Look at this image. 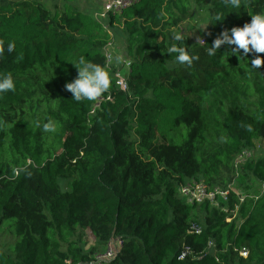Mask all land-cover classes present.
<instances>
[{
  "label": "trees",
  "instance_id": "1",
  "mask_svg": "<svg viewBox=\"0 0 264 264\" xmlns=\"http://www.w3.org/2000/svg\"><path fill=\"white\" fill-rule=\"evenodd\" d=\"M62 1L52 11L42 0H0V74L16 85L0 94V232L14 237L0 264H90L116 238L120 248L99 264H264V156L246 160L235 179L257 198L230 194L220 202L228 212L188 205L178 191L189 179L225 187L236 154L264 139V65L252 69V54L231 55L226 45L207 53L224 29L264 12V0L237 10L223 0H136L101 20ZM200 10L206 36L181 33L177 43L196 59L179 65L167 51L172 34ZM117 34L128 66L106 65L103 49ZM81 57L112 80L93 113L96 100L76 102L64 87ZM48 121L54 132L42 130ZM167 122L183 123L180 144L161 133ZM192 222L200 233L187 232ZM83 231L95 241L87 250ZM183 246L193 253L178 259Z\"/></svg>",
  "mask_w": 264,
  "mask_h": 264
},
{
  "label": "clouds",
  "instance_id": "2",
  "mask_svg": "<svg viewBox=\"0 0 264 264\" xmlns=\"http://www.w3.org/2000/svg\"><path fill=\"white\" fill-rule=\"evenodd\" d=\"M226 7L237 10L241 9L243 0H223ZM250 21L245 22L242 26H233L230 29H224L212 42L211 47L207 49L209 56H214L221 45H226L231 50V55L241 54L250 58V66L252 69H260L264 65V12H257L250 15ZM224 17L217 14L213 17L215 23L223 21ZM214 24V23H213ZM183 35L179 31L172 34V43L167 51L168 54H175V62L179 65L191 66L196 57L191 56L188 51L179 46L177 42H182ZM15 41L7 42V51L12 53L15 50ZM4 49L0 48V55ZM117 62L120 57L116 58ZM77 69V76L67 82L65 90L72 94V98L76 102L95 101L101 94L105 93L112 85L109 72L101 65L85 60L83 57L77 63H73ZM15 82L10 73L0 74V94L15 91ZM44 132H54L56 130L52 121L43 124ZM223 139V137L221 138Z\"/></svg>",
  "mask_w": 264,
  "mask_h": 264
},
{
  "label": "built area",
  "instance_id": "3",
  "mask_svg": "<svg viewBox=\"0 0 264 264\" xmlns=\"http://www.w3.org/2000/svg\"><path fill=\"white\" fill-rule=\"evenodd\" d=\"M135 1L136 0H102L100 9L101 11L99 13H96L95 17H97L98 20H101L102 18H106L110 14H119L123 9L135 3ZM111 45L112 43L110 41L108 42V45L103 49L106 65H110L113 62V51L111 50ZM122 63H124L125 66L129 65V62L124 59L122 60ZM113 76L115 78L116 86L121 90H126L127 82L125 76H123L120 70H116ZM103 99V97L99 96L94 102L89 113H93V111L99 106L100 101H102ZM106 99H109V96H107ZM252 151L253 150L251 148H244L236 154L233 159L234 177L225 187H210L202 180L189 179L180 184L178 188L180 197L188 205L199 206L203 203H208L210 206H220L223 212H228L229 210L226 205H220V202H226L230 194L234 195L239 202H242L247 196L256 199V195L245 193L244 191L239 190L235 187V179L238 175V170L240 166L250 158ZM260 190L264 191V184H262ZM187 232L198 234L201 232V227L200 225L192 222ZM120 246L121 241L119 239L116 238L109 240L102 252H96L90 256L89 263L99 264L103 261L110 260L114 257ZM212 247L213 242L211 240L207 241L206 251L210 250ZM234 251H236L238 255L242 257H246L248 254V250L245 246L234 247ZM192 253L193 251L189 246H183L178 255V259H182L186 255Z\"/></svg>",
  "mask_w": 264,
  "mask_h": 264
},
{
  "label": "rangeland",
  "instance_id": "4",
  "mask_svg": "<svg viewBox=\"0 0 264 264\" xmlns=\"http://www.w3.org/2000/svg\"><path fill=\"white\" fill-rule=\"evenodd\" d=\"M42 3L52 11L60 10L63 4L62 0H42ZM102 0H74L71 4L75 9L80 11L95 14L99 13L101 10ZM208 20L206 11H197L191 13L188 18L181 22L175 29L182 34L188 36L192 41L201 42L202 38L206 36L204 33L205 27ZM114 45H111V50L113 51V58L117 65L121 64V61L127 58L124 56V50L122 45V39L117 36H114ZM120 57V61L117 62L116 58ZM129 62V61H128ZM166 137V140H172L176 144H180L185 136L186 130L183 123L176 124L167 122V126L164 127L162 132ZM253 150V149H252ZM264 156V139H258L254 141V150L250 158H258ZM6 225V224H4ZM14 240L13 235L4 227L0 232V249L7 251L8 245ZM80 241L84 243V249L87 250L95 244L94 237L89 231H83L80 236Z\"/></svg>",
  "mask_w": 264,
  "mask_h": 264
}]
</instances>
